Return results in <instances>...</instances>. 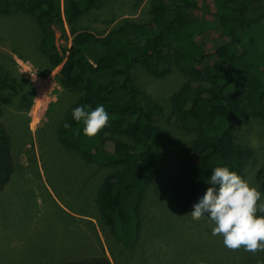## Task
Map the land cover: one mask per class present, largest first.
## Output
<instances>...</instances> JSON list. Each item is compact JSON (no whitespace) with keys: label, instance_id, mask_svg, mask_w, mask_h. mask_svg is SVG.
I'll use <instances>...</instances> for the list:
<instances>
[{"label":"trees","instance_id":"1","mask_svg":"<svg viewBox=\"0 0 264 264\" xmlns=\"http://www.w3.org/2000/svg\"><path fill=\"white\" fill-rule=\"evenodd\" d=\"M256 1L148 0L146 18H124L101 34L81 28V23L88 11L103 8L107 0H0V16L17 10L34 17L42 32L41 51L51 67L61 65L58 81L77 92L56 133L63 146L86 162L110 169L96 201L105 223L123 242L138 238L147 192L162 176L164 157L174 143L158 123L163 105L135 82L136 65L156 78L175 69L186 78L172 96V115L195 135L182 165L191 197L198 198L215 166L226 165L245 176L253 149L238 142L235 130L241 121L264 120V9L251 14ZM201 11L212 18L194 20ZM65 25L71 44L59 48L56 34L61 27L65 33ZM212 31L226 36L209 49L205 37ZM15 101L26 111L32 108V83L0 65V194L17 164L4 121V107ZM98 104L104 105L109 120L89 137L71 110ZM66 264L113 262L102 254Z\"/></svg>","mask_w":264,"mask_h":264},{"label":"rangeland","instance_id":"2","mask_svg":"<svg viewBox=\"0 0 264 264\" xmlns=\"http://www.w3.org/2000/svg\"><path fill=\"white\" fill-rule=\"evenodd\" d=\"M263 9L264 0H257L251 14ZM148 15V0H107L103 8L86 13L81 28L102 34L124 18ZM205 18L212 16L204 11L193 15L194 20ZM65 30L57 31L59 48L71 44L68 25ZM225 36L210 32L207 48L217 47ZM41 38L31 15L14 10L0 16V65L29 80L34 89L29 111L18 101L4 107L17 164L0 194V264H66L102 254L113 264H264V250L228 249L222 237L211 235L206 217L191 215L195 198L182 165L195 135L172 115V96L186 80L177 69L166 78L152 76L141 65L134 69L136 84L163 105L158 123L174 143L164 157L162 176L147 192L138 238L125 243L112 233L96 201L111 171L60 143L56 127L78 94L58 81L61 65L51 67L40 49ZM235 134L253 149L243 178L264 199V120L241 121Z\"/></svg>","mask_w":264,"mask_h":264},{"label":"clouds","instance_id":"3","mask_svg":"<svg viewBox=\"0 0 264 264\" xmlns=\"http://www.w3.org/2000/svg\"><path fill=\"white\" fill-rule=\"evenodd\" d=\"M71 116L83 123L82 133L89 137L95 136L109 120L103 104L94 108L77 105ZM206 182L210 186L194 201L191 215L206 217L211 235L222 237L228 249L242 247L253 253L264 250V199L257 186L226 165L211 168Z\"/></svg>","mask_w":264,"mask_h":264}]
</instances>
